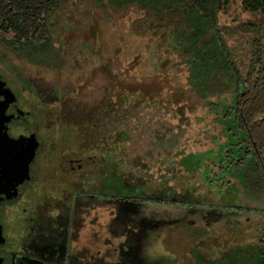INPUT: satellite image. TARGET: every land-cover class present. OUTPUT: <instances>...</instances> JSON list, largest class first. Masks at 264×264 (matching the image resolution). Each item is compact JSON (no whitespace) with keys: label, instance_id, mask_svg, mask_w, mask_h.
<instances>
[{"label":"rangeland","instance_id":"obj_1","mask_svg":"<svg viewBox=\"0 0 264 264\" xmlns=\"http://www.w3.org/2000/svg\"><path fill=\"white\" fill-rule=\"evenodd\" d=\"M179 9L173 0H65L47 18L53 34L57 71H50L48 60L42 59V68L22 63L27 73L41 78H45V73H52V83L59 78L66 87L88 68L93 84L89 99L93 102L101 95L110 75L116 76L120 89L140 91L146 101L142 99L128 106L124 121L121 120V136L123 131L129 134L128 142L121 145V162L132 170H136L137 164L151 163L155 168L160 160L169 162L170 169L180 175L179 181L185 182V186L189 184L188 191L195 203V198L203 197L202 189L209 194L202 185L200 172L211 176L217 161L213 152L199 154L210 147L203 137L216 131L219 125L215 112L186 85L188 69L178 35L184 29L179 16L183 12ZM217 22L225 32L237 64L245 71L255 28L264 29V15L245 10L241 0H229L219 12ZM9 54L15 58L20 56L11 50ZM48 55L50 58L51 54ZM98 58L107 67L108 75H104L103 68H96ZM209 100L217 102L218 98ZM179 110L187 121H178ZM190 152H193V164H189L188 155L183 156ZM183 157L189 171H197L195 174L183 170ZM208 160L211 165L205 163ZM197 161L199 165L195 164ZM212 178L208 179L209 187L218 207L192 205L187 199L184 206L169 203L165 210L156 205L149 210L155 212L154 218L165 219V224L154 231L149 247L153 263L264 264L257 233L264 218L256 212L264 209L262 200L256 196L247 201L248 208L253 209L250 212L238 208L234 195L221 191V188L228 191V187L216 181L217 176ZM193 182L198 183L197 187ZM209 212L214 215L209 217ZM235 223H240L242 230L228 234L226 226Z\"/></svg>","mask_w":264,"mask_h":264},{"label":"flooded vegetation","instance_id":"obj_2","mask_svg":"<svg viewBox=\"0 0 264 264\" xmlns=\"http://www.w3.org/2000/svg\"><path fill=\"white\" fill-rule=\"evenodd\" d=\"M8 3L0 0L5 9ZM45 22L50 52L43 58L41 26L16 40L0 16V135L36 148L28 178L21 163L18 180L0 153V264H154L149 247L165 219L149 210H165L169 201L122 198L119 82L107 77L93 102L88 68L69 87L59 78L52 83V73H27L22 61L42 68L48 60L57 71ZM98 59L96 68L105 73Z\"/></svg>","mask_w":264,"mask_h":264},{"label":"trees","instance_id":"obj_3","mask_svg":"<svg viewBox=\"0 0 264 264\" xmlns=\"http://www.w3.org/2000/svg\"><path fill=\"white\" fill-rule=\"evenodd\" d=\"M7 1L9 7L6 9L0 5V16L5 18L16 40L26 38L30 31L41 26L43 42L40 52L42 55L49 53V31L45 20L52 12L57 11L65 0ZM228 2L229 0H173V4H177L183 12L179 16H182L181 28L184 29L183 33L179 32L178 35L180 51L185 56L188 69L186 85L215 112L219 125L216 131L205 133L203 139L210 147L199 152L202 154L210 151L217 158L211 176H203L200 172L202 185L204 184L209 194L202 189L200 193H203V199L195 198L193 203L188 191L189 184L185 186V182L179 181L180 175H177V170L170 169L169 162L165 164L160 160L155 168L151 163H144L143 166L137 164L136 170H132L131 166L126 169L122 162L123 199L152 196L155 202L159 197V201H162V198L167 199L169 203L177 206H184V201L190 199L189 203H193L192 205L201 204L214 208L219 205L209 187L208 179L217 176L216 181L228 187V191H223L222 188L221 191L234 195L233 201L238 208L252 211L246 202L252 201L256 196H259L264 204V29L256 26L249 49V63L245 71H242L225 40V32L217 22L219 12ZM241 3L245 10L264 15V0H241ZM120 95V121H124V110L128 106L136 105L142 99L146 101L138 90L131 91L121 87ZM211 97L218 98V101H210ZM180 110L178 121L182 123L183 120L187 121V118ZM128 135L127 131H123L121 145L128 142ZM198 139L195 138L196 141ZM105 145L109 146L107 143ZM111 149L113 150V146ZM192 153L183 155H188L189 164H193ZM184 157L181 159V167L186 172L193 171L192 174H195L196 170L189 171L186 166L188 164H184ZM202 159H205L204 156ZM205 163L211 165L209 160ZM195 164L199 165V161ZM197 185L198 183L195 184L196 187ZM181 186L182 189L177 188ZM167 187L168 193L164 191ZM141 189H144V192H141ZM107 195L109 196V193ZM256 212L262 213L264 218V209ZM213 215L214 213L209 212V217ZM241 226L240 223L228 224L226 232L240 233ZM258 228L260 253L264 255V221L261 220ZM155 263L158 264L156 261Z\"/></svg>","mask_w":264,"mask_h":264},{"label":"water","instance_id":"obj_4","mask_svg":"<svg viewBox=\"0 0 264 264\" xmlns=\"http://www.w3.org/2000/svg\"><path fill=\"white\" fill-rule=\"evenodd\" d=\"M35 144L31 141H24L23 139H11L7 135H0V153H5L7 157L4 161L12 164L11 166V177L15 180L23 179L22 164L26 165L25 177L28 178L27 165L32 161L33 155L35 153ZM22 163V164H21ZM13 184L21 185L23 182L16 181Z\"/></svg>","mask_w":264,"mask_h":264}]
</instances>
